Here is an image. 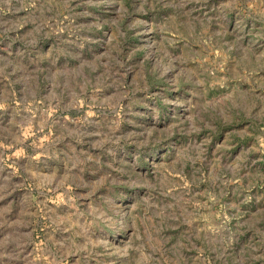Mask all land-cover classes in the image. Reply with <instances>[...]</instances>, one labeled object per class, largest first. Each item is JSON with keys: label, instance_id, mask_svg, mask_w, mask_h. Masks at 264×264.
<instances>
[{"label": "rangeland", "instance_id": "rangeland-1", "mask_svg": "<svg viewBox=\"0 0 264 264\" xmlns=\"http://www.w3.org/2000/svg\"><path fill=\"white\" fill-rule=\"evenodd\" d=\"M0 264H264V0H0Z\"/></svg>", "mask_w": 264, "mask_h": 264}]
</instances>
